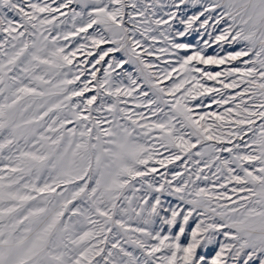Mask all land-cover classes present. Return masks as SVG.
<instances>
[{"label": "snow or ice", "instance_id": "6c2138e0", "mask_svg": "<svg viewBox=\"0 0 264 264\" xmlns=\"http://www.w3.org/2000/svg\"><path fill=\"white\" fill-rule=\"evenodd\" d=\"M0 264H264V0H0Z\"/></svg>", "mask_w": 264, "mask_h": 264}, {"label": "rangeland", "instance_id": "374dc122", "mask_svg": "<svg viewBox=\"0 0 264 264\" xmlns=\"http://www.w3.org/2000/svg\"><path fill=\"white\" fill-rule=\"evenodd\" d=\"M71 7H75V5H71ZM91 31V30H90ZM216 49V45L212 46V49H210L209 51H214ZM81 57H78L77 59H80ZM215 107V106H214ZM169 167H172L171 165H169ZM160 171H163V169H159Z\"/></svg>", "mask_w": 264, "mask_h": 264}]
</instances>
